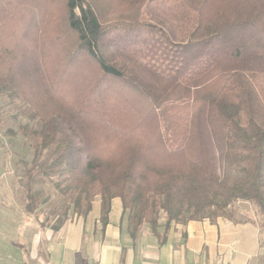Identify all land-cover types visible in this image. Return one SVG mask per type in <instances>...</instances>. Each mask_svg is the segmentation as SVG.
<instances>
[{
	"label": "trees",
	"instance_id": "1",
	"mask_svg": "<svg viewBox=\"0 0 264 264\" xmlns=\"http://www.w3.org/2000/svg\"><path fill=\"white\" fill-rule=\"evenodd\" d=\"M61 2L74 42L63 88L46 67L40 25L8 30L35 5L0 0V96L40 124L24 133L33 151L19 175L25 212L46 208L42 225L57 231L99 198L105 226L119 198L136 237L145 224L157 233L163 216L166 230L237 221L233 208L245 203L264 226V98L253 79L264 77V0ZM74 86L78 96L64 94Z\"/></svg>",
	"mask_w": 264,
	"mask_h": 264
},
{
	"label": "crops",
	"instance_id": "2",
	"mask_svg": "<svg viewBox=\"0 0 264 264\" xmlns=\"http://www.w3.org/2000/svg\"><path fill=\"white\" fill-rule=\"evenodd\" d=\"M19 208V223H26L30 245L8 249L0 244V264H264L261 220L205 219L166 230L163 216L157 233L145 224L132 237L119 198L111 203L107 225L101 222L97 198L87 217L73 215L57 231L35 225L23 203ZM22 251H30V258Z\"/></svg>",
	"mask_w": 264,
	"mask_h": 264
},
{
	"label": "rangeland",
	"instance_id": "3",
	"mask_svg": "<svg viewBox=\"0 0 264 264\" xmlns=\"http://www.w3.org/2000/svg\"><path fill=\"white\" fill-rule=\"evenodd\" d=\"M25 1L35 5L31 9L33 11H18L16 19L19 21L18 26L14 23L8 30H11L16 35H26L30 28L33 27L34 30L32 29L31 31H39L37 26L40 25L41 30L38 34L43 33V40L39 42V45L44 51L43 58L46 67L49 69L51 76L55 78L52 79L53 82L58 87L62 86L63 88L64 82L71 79L69 76V78L64 77L63 79L62 68L63 65L65 66L74 42L66 29L62 2L61 0ZM22 25L27 32H21ZM35 44V41L29 43L32 47ZM253 79L264 98V77L256 76ZM63 90L65 95L74 98L80 94L82 89L80 86H74L65 87ZM30 114V108L26 107L20 100L15 99L8 93L0 96V193L5 195L0 198L4 207H0V244L8 249L9 247L13 249L19 244L30 245L28 241L30 235L26 223L22 225L19 223L21 220V209L19 206L22 203L24 205L26 197L20 187L19 175L22 171V162L31 160L33 156L31 141L24 133L27 129L34 131L40 126L39 122L30 119ZM43 192L49 202L55 200L51 185H46ZM233 210L234 218L237 220H261L258 210L251 205L239 203L234 206ZM47 212L48 210L45 208L42 213L36 212L37 214L30 215L28 218L33 220L35 225L43 223L47 217ZM23 256L25 259L30 258V251L29 253L24 252Z\"/></svg>",
	"mask_w": 264,
	"mask_h": 264
}]
</instances>
